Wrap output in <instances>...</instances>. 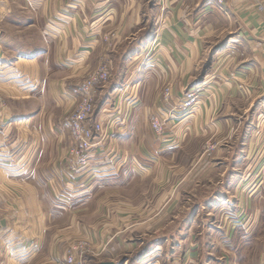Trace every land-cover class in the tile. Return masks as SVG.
<instances>
[{
  "label": "crops",
  "instance_id": "0c3cea01",
  "mask_svg": "<svg viewBox=\"0 0 264 264\" xmlns=\"http://www.w3.org/2000/svg\"><path fill=\"white\" fill-rule=\"evenodd\" d=\"M74 1L0 0V264H66L80 237L92 245L87 264H123L138 249L130 239L156 236L161 220L162 230L172 226L197 171L222 172L217 188L241 168L261 172L247 195L260 205L255 218L264 216V0ZM154 44L150 73L123 62ZM103 61L112 71L100 92L136 78L141 95L117 114L107 102L94 113L105 128L81 166L65 122L76 89ZM168 84L173 99L197 89L199 100L158 138L150 117L170 116ZM210 144L218 162L201 164ZM244 155L252 163L238 164ZM196 256L190 242L174 264H198Z\"/></svg>",
  "mask_w": 264,
  "mask_h": 264
},
{
  "label": "rangeland",
  "instance_id": "374dc122",
  "mask_svg": "<svg viewBox=\"0 0 264 264\" xmlns=\"http://www.w3.org/2000/svg\"><path fill=\"white\" fill-rule=\"evenodd\" d=\"M9 1L21 4L32 0H3L5 3ZM74 2L80 3L77 0ZM142 52L141 56L139 54V57L134 59L136 56L135 53L134 55H130L129 58L123 62H128V68H138L142 73H150L153 71V68L156 67V62L153 61L154 55L156 54V44L146 45ZM107 62L109 61H103L101 64H106ZM110 66L112 67L111 63ZM133 84L135 88L132 90L130 87H132ZM127 85L126 87L121 86L118 91L106 90L100 92L102 86L99 87L94 99V113L98 114L100 111L99 108L104 106L103 104L106 102V109H113L115 112L117 110L115 109L116 106L118 105L119 107L121 102L129 101V99H136L141 95V86H138V88L135 86L138 85L136 78ZM167 89L170 91L168 99L166 96ZM190 90L182 92L177 99H173L171 85L168 84L164 87L162 99L165 105H169L171 114L169 113L170 116L165 117L156 112V116H158L164 124L162 133L156 131L158 138L165 137L168 118L175 117V115L178 117L185 116L186 110L183 109V105L181 106V101L184 99L185 93ZM194 90H196L198 103L199 92L197 89ZM76 95L77 103L79 101L77 92ZM118 112L117 110L115 113L117 114ZM262 114H264V110ZM94 115L95 114L92 116ZM97 122H99V120H97ZM100 122L103 125V131L105 128V121ZM91 123L92 121L90 125H94L95 122ZM262 123H264V115L262 117ZM150 125L153 128L151 121ZM203 146L204 145L201 146L202 149L200 152L198 151L199 153L196 156L197 159L203 157L200 163H217L218 161L215 160L214 155H212L213 150L208 152L209 148L213 149V145H205V149ZM70 154L72 157L79 160L81 166L87 165L89 159L88 155L84 158H80L76 154H73L72 148H70ZM196 157L193 156L192 159ZM243 157L246 158V165L252 163L250 157L244 155L242 158L239 157L237 159L238 164H242L244 161L242 160ZM259 159L258 157V160ZM189 163L188 161H184L181 164L186 166ZM262 175L261 172H245V170L241 168L233 179L231 177L227 187L217 188L216 182L221 179L222 172L214 173L213 178H208L207 175L204 176L199 171L196 173L194 172L188 185L182 191L179 202L176 204L175 212L178 218L171 224L173 227L171 226L169 229L162 230L167 221L161 220L156 224V227L159 228V234L156 233V236L143 237L144 240L142 242L140 237L130 239V241L135 242L138 249L125 255L123 264H151L157 260H159L161 264H174V260H183V255L189 249L190 242L193 243L194 253L197 255L196 257L199 261L198 264H264V216L259 219L255 218L257 207L260 205L255 204L253 200L250 201L247 195L250 189V181L258 177V179L262 181ZM236 182L237 184L239 183L238 191L240 195H242L240 198L236 196L235 190L237 189H233V185ZM174 232H181V234L175 235ZM155 245L158 250H154L153 252L149 251ZM91 248L92 245L88 239H85V237L76 238L69 242L66 249V257L73 251L89 249L82 255L87 264V258L91 255ZM145 255L146 257L143 259ZM120 258L121 257H118V259ZM88 264H95V262L93 261Z\"/></svg>",
  "mask_w": 264,
  "mask_h": 264
},
{
  "label": "built area",
  "instance_id": "2783aa9c",
  "mask_svg": "<svg viewBox=\"0 0 264 264\" xmlns=\"http://www.w3.org/2000/svg\"><path fill=\"white\" fill-rule=\"evenodd\" d=\"M213 1L219 7H223L226 4V0ZM260 9L264 10V5H260ZM110 75V63L101 64L82 80L80 86L76 90L79 101L72 113L67 117L65 126L68 128L69 135L73 142L71 147L73 154H76L80 158H84L88 155V151H90V148L93 146L94 140L102 131L103 125L100 121L95 122L94 125H90V121L95 112L94 99L96 91L99 87L110 81ZM169 95L170 91L167 89V99ZM196 104V90L192 89L185 93L184 99L181 101V106L183 105V109L186 110L185 114L194 109ZM150 119L154 130L158 133H162L164 124L161 119L156 116V113H153ZM210 151H212V149L209 148L208 152ZM87 250L89 249L73 251L65 258L66 264H86L82 255Z\"/></svg>",
  "mask_w": 264,
  "mask_h": 264
},
{
  "label": "water",
  "instance_id": "95a60500",
  "mask_svg": "<svg viewBox=\"0 0 264 264\" xmlns=\"http://www.w3.org/2000/svg\"><path fill=\"white\" fill-rule=\"evenodd\" d=\"M102 264H115V263H113V262H104Z\"/></svg>",
  "mask_w": 264,
  "mask_h": 264
}]
</instances>
